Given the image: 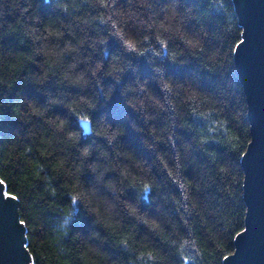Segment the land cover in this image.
<instances>
[{
	"label": "trees",
	"instance_id": "1",
	"mask_svg": "<svg viewBox=\"0 0 264 264\" xmlns=\"http://www.w3.org/2000/svg\"><path fill=\"white\" fill-rule=\"evenodd\" d=\"M242 39L235 0H0V179L32 264H224L246 227Z\"/></svg>",
	"mask_w": 264,
	"mask_h": 264
},
{
	"label": "water",
	"instance_id": "2",
	"mask_svg": "<svg viewBox=\"0 0 264 264\" xmlns=\"http://www.w3.org/2000/svg\"><path fill=\"white\" fill-rule=\"evenodd\" d=\"M235 5L243 27L235 61L246 93L251 141L242 157L246 227L223 263L264 264V0H235ZM0 191L6 192L5 185ZM19 219L18 201L0 195V264H32Z\"/></svg>",
	"mask_w": 264,
	"mask_h": 264
},
{
	"label": "snow or ice",
	"instance_id": "3",
	"mask_svg": "<svg viewBox=\"0 0 264 264\" xmlns=\"http://www.w3.org/2000/svg\"><path fill=\"white\" fill-rule=\"evenodd\" d=\"M110 2V0H104V7L107 8L108 6V3ZM114 2V0H113ZM115 35H118V36H121L122 37V34L121 33H115ZM125 45L130 49V50H135V46L131 44L130 41H124ZM243 41H240V44H242ZM239 46V45H238ZM166 47V45H165ZM193 111H195V109H193ZM79 121H80V124L83 125L85 131L88 130V124H89V118L86 117V116H81L79 117ZM5 181L3 179H0V186L4 185ZM181 188H183V186H181ZM150 189V186L149 185H144V192L147 193ZM0 195H2L3 197H7L8 199H12V200H17L19 199V197L14 193V192H11V191H0ZM82 198L81 197H77V196H72V199H71V204L75 207L72 208V211L67 213L66 214V218L64 220L65 223H68V220L71 218V215H72V212H76L78 210V208L80 207L79 205V201L81 200ZM184 199L187 200V196H184ZM18 223L20 225H26L28 223L27 220L21 218L19 219ZM245 231L244 229H241L240 232H237L236 235L239 236L241 235V233ZM126 243V241L124 242ZM23 247L25 249H27L29 246L27 244H24ZM182 261H183V257L181 258ZM160 264H162V262H160Z\"/></svg>",
	"mask_w": 264,
	"mask_h": 264
}]
</instances>
